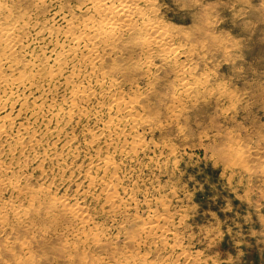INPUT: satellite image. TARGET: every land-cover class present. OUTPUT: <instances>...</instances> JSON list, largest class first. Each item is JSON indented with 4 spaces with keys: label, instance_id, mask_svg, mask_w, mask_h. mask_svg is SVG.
<instances>
[{
    "label": "rangeland",
    "instance_id": "374dc122",
    "mask_svg": "<svg viewBox=\"0 0 264 264\" xmlns=\"http://www.w3.org/2000/svg\"><path fill=\"white\" fill-rule=\"evenodd\" d=\"M150 1L179 70L136 32L92 62L64 37L84 0L1 1L28 27L0 66V165L34 197L0 189L23 214L0 223V264H264V0Z\"/></svg>",
    "mask_w": 264,
    "mask_h": 264
},
{
    "label": "bare ground",
    "instance_id": "6f19581e",
    "mask_svg": "<svg viewBox=\"0 0 264 264\" xmlns=\"http://www.w3.org/2000/svg\"><path fill=\"white\" fill-rule=\"evenodd\" d=\"M2 0H0V66L6 65L9 66L10 68H16L19 64V61L16 59V57L18 55L23 54V39L25 38L26 34H25V28H27V25H20L18 26V24L16 25V23H10L7 19V17L11 14L10 12V7L7 8L4 4L1 3ZM10 1V0H9ZM12 1V0H11ZM38 5H41L45 0H36ZM141 0H84V12L85 14H90V17L88 15V17H82V18H78V17H74L75 19L68 21L67 23V29H66V33L64 34V37L66 40H68L70 43H72L75 46H80L81 44L84 45V47L86 48V53L85 56H87L92 62L98 63L101 61L100 55L97 54V50H99L98 48L103 47L102 49L104 50H111L113 49V46H117L115 45L116 41H120V38L125 36V35H129L131 33L136 32V34L138 33V35L142 36L141 39V45H142V49L145 53H150V52H154L156 49H158L159 51L166 53L169 51H173L172 55H173V59H172V64L173 66H175L174 70H179V48H171L173 47V43H174V38L173 35L171 34V31L168 30L167 27H165L164 25L155 22L151 17H147L149 13H151L153 11L152 9V5H151V1L150 0H145L146 5L149 6L147 8V6L142 9L141 6L139 5ZM14 2V1H13ZM16 2V1H15ZM20 2V1H19ZM8 3V2H7ZM6 3V4H7ZM34 3V2H33ZM9 5V4H8ZM45 5V3H44ZM83 5V4H82ZM43 7V5H41ZM81 8V7H80ZM41 9V8H40ZM39 10V8H38ZM81 10V9H80ZM79 10V11H80ZM14 13V9L11 10ZM81 13L83 12V10L80 11ZM44 14V13H43ZM150 15V14H149ZM77 16V15H76ZM80 17V16H79ZM11 19V18H10ZM23 19V18H22ZM72 19V17H71ZM18 20V19H17ZM69 20V19H68ZM15 21V20H14ZM13 21V22H14ZM25 21V19H24ZM28 22V21H27ZM5 24L4 27H1L2 24ZM18 23V22H17ZM22 23V21L20 22ZM25 23V22H24ZM30 23V22H29ZM31 27V26H30ZM78 27V32L76 33V28ZM31 30V29H30ZM176 31V30H174ZM28 32V31H27ZM64 33V32H63ZM34 34V33H33ZM133 35V34H131ZM33 42V41H32ZM67 43V41H66ZM32 44V43H31ZM69 44V43H68ZM57 45V44H56ZM140 45V46H141ZM28 47V45H27ZM55 47V46H54ZM53 47V48H54ZM72 47V46H71ZM82 47V46H80ZM175 47V46H174ZM171 48V49H170ZM26 49V48H25ZM82 48H80L81 50ZM68 50V49H67ZM54 51V50H53ZM75 51V50H74ZM83 51V50H82ZM103 51V50H101ZM68 53H65L63 51L59 52V55L57 57H62L63 54L67 55V56H71L72 51L69 48V51H67ZM99 52V51H98ZM105 52V51H104ZM156 52V51H155ZM154 52V53H155ZM168 52V53H169ZM108 53V52H107ZM78 54V52H77ZM75 55V54H74ZM72 55V56H74ZM164 55V54H163ZM170 55V56H172ZM50 56V55H49ZM48 56V57H49ZM82 55H80L81 57ZM22 57V55L20 56ZM79 57V59H80ZM169 57V56H168ZM18 58V57H17ZM84 58V55H83ZM105 58V57H104ZM103 58V59H104ZM23 59V57H22ZM25 59V58H24ZM35 59V58H34ZM45 59V58H44ZM54 59V58H53ZM52 59V60H53ZM73 59V57H72ZM166 59V56H165ZM164 59V60H165ZM171 59V58H168ZM167 59V60H168ZM41 60V59H40ZM50 60V59H49ZM48 60V61H49ZM105 60V59H104ZM24 61V60H23ZM26 61V60H25ZM24 61V62H25ZM38 61V60H37ZM42 61V60H41ZM39 61V62H41ZM45 61V60H43ZM42 61V62H43ZM77 61V60H76ZM86 61V59H85ZM78 62V61H77ZM82 62V61H81ZM27 63V62H26ZM26 63H22L25 64ZM47 63V61L44 62V64ZM91 63V62H89ZM182 63V62H181ZM33 64V63H32ZM40 64V63H39ZM43 64V66H44ZM52 64V63H51ZM58 64V63H57ZM56 64V65H57ZM102 64V63H101ZM28 65V64H27ZM26 65V66H27ZM31 65V64H30ZM34 65V64H33ZM41 65V64H40ZM54 65V64H53ZM55 65V66H56ZM64 65V64H63ZM62 65V66H63ZM77 65V64H76ZM92 65V64H91ZM94 65V64H93ZM96 65V64H95ZM24 66V65H23ZM22 66V68H23ZM25 66V67H26ZM32 66V65H31ZM28 67V68H32V67ZM98 66V65H97ZM21 67V65H20ZM24 67V68H25ZM38 67V65H37ZM49 67V66H48ZM61 67V66H59ZM82 67V66H81ZM94 67V66H93ZM27 68V69H28ZM34 68V67H33ZM41 68V66H40ZM44 68V67H43ZM54 68V67H53ZM182 68V67H181ZM9 69V68H8ZM27 69L25 71H27ZM38 69V68H36ZM46 69V68H45ZM55 69V68H54ZM64 69V68H62ZM23 70V69H22ZM32 70V69H30ZM39 70V69H38ZM60 70V69H59ZM59 70L55 69L53 74L52 72H49L47 70V74H46V80H52L54 78L55 75H59ZM12 71V70H11ZM21 71V70H20ZM24 71V70H23ZM14 72V71H12ZM16 72H18V70H16ZM35 72V71H34ZM43 72V71H42ZM177 72V71H176ZM21 73V72H20ZM26 73V72H24ZM22 72V74H24ZM45 73V71L43 72ZM42 73V74H43ZM13 74V73H12ZM35 74V73H34ZM28 75V74H27ZM39 75V74H38ZM62 75V74H61ZM29 76V75H28ZM35 75L30 74L29 78L34 77ZM42 77V75H39V77ZM14 77V76H13ZM38 77V79H39ZM58 78H60L59 76H57ZM63 77V76H62ZM16 83L18 82V84L20 85L19 82L23 81V80H27V78H25L24 75H19L18 78L17 76L14 77ZM17 78V79H16ZM43 78V77H42ZM66 77L64 76V79ZM12 79V77H11ZM35 79V77H34ZM44 79V78H43ZM42 79V80H43ZM55 79V78H54ZM9 80V79H8ZM6 78L1 80L2 83H4L5 85H11L12 83H10ZM30 80V79H29ZM41 81V79H39ZM12 81V80H11ZM43 81V82H45ZM47 82V81H46ZM66 82V81H64ZM181 82V81H180ZM186 82V81H185ZM183 82L181 85L183 87L186 88L187 84ZM27 83V82H26ZM33 83V82H31ZM38 83V81H37ZM49 83V82H48ZM179 84V83H178ZM202 84V83H201ZM14 85V84H13ZM16 85V84H15ZM25 85V84H24ZM29 85V84H28ZM32 85V84H31ZM30 85V86H31ZM35 85V84H34ZM22 86V85H21ZM9 87V86H8ZM13 87V86H12ZM11 87V88H12ZM3 88V87H1ZM6 88V87H5ZM4 89V88H3ZM1 90V89H0ZM10 96V95H9ZM41 97V96H40ZM71 97V96H70ZM78 97V96H77ZM71 99V98H70ZM7 101V99H5ZM72 101V100H71ZM128 103V102H127ZM42 104V103H41ZM118 105V103H117ZM127 106V105H126ZM125 108V106H124ZM127 110H131L130 108V104L129 107H126ZM125 108V109H126ZM128 112V111H127ZM129 114V113H128ZM132 115V113H131ZM2 123L0 125V128H2ZM133 127V126H132ZM131 127V128H132ZM18 138V137H17ZM18 144V142H16ZM16 144V145H17ZM18 146V145H17ZM239 149V148H238ZM12 150V149H11ZM16 152V151H15ZM240 152V151H239ZM249 152V151H248ZM236 153V152H235ZM11 154V153H10ZM14 154V153H13ZM232 154V153H231ZM239 153H236V156L238 157ZM241 154V152H240ZM7 155V154H6ZM233 155H235L233 153ZM242 156V154H241ZM234 157V156H233ZM236 157V158H237ZM240 157V156H239ZM239 159V158H238ZM253 160V159H252ZM238 161V160H237ZM107 162V161H106ZM104 163V166H108V163ZM241 162V161H238ZM232 163V162H231ZM2 164V163H1ZM244 167H245V163ZM234 166V165H233ZM237 166V165H236ZM9 169V168H8ZM7 169H4L1 165H0V189L1 188H8L9 190H11L12 192L17 193L20 196H25L27 197L26 200H30L32 199L34 196H32V194L30 195V193L28 192V190L26 188H23V186H19L18 182L16 181L15 178H9L11 176H7ZM10 171V170H9ZM12 174V172H11ZM25 185V184H24ZM28 187V186H26ZM41 189V188H40ZM32 190V189H31ZM42 190V189H41ZM44 190V189H43ZM1 191V190H0ZM37 191V190H36ZM31 192V191H30ZM33 192V191H32ZM16 194V195H17ZM35 194V192L33 193ZM43 194V191H38L35 196H41ZM30 198H29V197ZM43 197V196H42ZM24 198V197H23ZM40 199V198H39ZM38 199V200H39ZM63 198L60 199H53L50 200V206L52 208V206H60V208L62 209V211L65 212V214H72L71 216H73V219L77 220V222L79 221L81 223V225L83 224V228L84 225H86V221H85V213L83 214L81 209H76V208H72L69 209L67 207V202L62 200ZM24 200V199H23ZM35 201V200H34ZM48 202V201H47ZM29 203V202H28ZM5 204H3L4 206ZM27 205V204H26ZM30 205V204H29ZM7 206V205H6ZM32 206V205H31ZM2 207V206H0ZM22 207V206H21ZM28 207V206H27ZM21 209V208H20ZM19 208L17 207H12V206H7L6 207H2V209H0V223L1 221L4 219L6 214H11L10 217L12 218H19L22 217L23 214H21V211ZM25 209V208H24ZM31 209V207H30ZM28 209V210H30ZM26 211V210H25ZM23 212V211H22ZM28 212V211H27ZM76 212V213H74ZM24 213V212H23ZM26 213V212H25ZM29 213V212H28ZM47 215V212H46ZM87 215V214H86ZM9 216V215H8ZM25 216V215H24ZM17 218V219H18ZM27 218V217H26ZM87 219V218H86ZM88 220V219H87ZM15 221V220H14ZM17 221V220H16ZM15 221V223H16ZM23 221V219H22ZM4 222V221H2ZM25 222V221H24ZM20 224V223H18ZM6 225V224H5ZM25 225V224H24ZM1 226V225H0ZM19 227V225H17ZM2 227V226H1ZM82 227V226H81ZM81 229V228H80ZM90 229V228H89ZM147 229V228H146ZM154 230H156L154 227H150L149 233H154ZM82 231V229H81ZM84 232V231H83ZM151 235V234H150ZM95 238V237H94ZM140 239V236H139ZM137 240V239H136ZM9 252V251H8ZM137 257V256H136ZM137 260V259H136ZM120 261V260H119ZM118 262V261H117ZM125 262V261H123ZM167 263V262H166ZM165 264V263H164Z\"/></svg>",
    "mask_w": 264,
    "mask_h": 264
}]
</instances>
